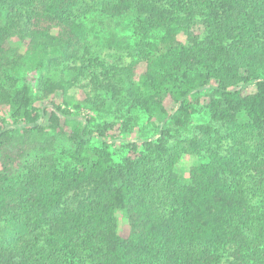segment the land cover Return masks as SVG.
<instances>
[{
	"label": "trees",
	"instance_id": "16d2710c",
	"mask_svg": "<svg viewBox=\"0 0 264 264\" xmlns=\"http://www.w3.org/2000/svg\"><path fill=\"white\" fill-rule=\"evenodd\" d=\"M1 108L0 146L66 145L2 158L0 264H264V0H0ZM143 119L157 139L106 141Z\"/></svg>",
	"mask_w": 264,
	"mask_h": 264
},
{
	"label": "rangeland",
	"instance_id": "374dc122",
	"mask_svg": "<svg viewBox=\"0 0 264 264\" xmlns=\"http://www.w3.org/2000/svg\"><path fill=\"white\" fill-rule=\"evenodd\" d=\"M199 32H200V30H196V33H199ZM181 41L184 42V38H181ZM143 69H144V65L142 64L139 66L135 80H137V77L139 76V74L142 73ZM25 79L29 84H31L34 87L36 79H37V73L30 72L27 74ZM247 91L251 92L252 90L248 89ZM72 94L75 96L76 100H80L84 97V93L81 90L72 91ZM55 99H56V97L51 96L47 102L43 103L44 106H46L48 109H51V105H50L49 101H52ZM56 100L55 101L58 102L59 98L57 97ZM163 104H164V108L166 109V111L168 113L171 114L172 112L175 111V107L169 98L165 99ZM204 104H205V102H202L200 104V106H199L200 111L198 112L197 115H195L193 117L191 130L185 134H181V135L176 134V136H175L176 138H178L179 140H186L187 138H192V137L197 136L198 131L196 130V128L199 126H205V125L211 126L212 125L215 127V125L212 124L209 117L207 116V114L202 109V105H204ZM70 110H72V109L70 108ZM82 113L83 114L85 113V114H88L90 116L95 117L96 122H102V121H106V122L114 121L115 122V118L110 113H107V112L105 114H102V112L100 114H96V113H89V112L83 110ZM2 121H4L8 125V128H10L9 112H8V109H6V108L0 109V125H1ZM139 125H140V129L142 131L141 133H139L138 131H134L132 134L124 135V134L119 132L120 125L118 123L117 125H115V128L108 133L106 141L111 146L115 142V146L118 148L122 143H128V142L129 143L130 142L131 143L136 142L139 145V142H137V138L145 137L148 141H150V140H155L159 137V135L156 133V131H154L152 129L150 124L145 123L144 119L142 122H140ZM42 126L44 128V135L43 136L28 137L29 135L28 136L21 135L20 137L16 138V140L11 142L10 144L0 146V170H1V165H2L1 164L2 158H4V157H6V158L9 157L11 159H14L16 157L17 159L22 160L20 158V155H21L29 163L43 162L44 158L50 155L49 151H48L50 148L51 149H53V148L55 149V148H59V147L62 148L66 145L64 143L63 139L59 135H57L56 131L51 129L48 124H44ZM173 142H174L173 139H169V145H171V144L173 145ZM113 148H114V145H113ZM130 155L132 156L133 154H130ZM16 161H18V160H16ZM204 162H206V161L202 160L201 157L199 158L198 156L185 155L177 164L176 173L184 181L188 178V174H189L190 169H192L193 167L197 166L198 164H201ZM31 165L32 164H29V165H27V167H29ZM15 166L16 167L18 166L15 161L14 162L9 161L8 163H6V167L10 171H13L14 170L13 168ZM117 220H118V223H117L118 224V234L121 237H126L128 234V230H129V227H128L126 221L123 219V216L121 214L117 215Z\"/></svg>",
	"mask_w": 264,
	"mask_h": 264
}]
</instances>
